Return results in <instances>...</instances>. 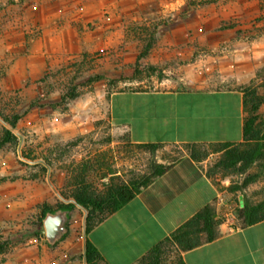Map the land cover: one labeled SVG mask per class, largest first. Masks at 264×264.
I'll return each mask as SVG.
<instances>
[{
    "label": "crops",
    "instance_id": "0c3cea01",
    "mask_svg": "<svg viewBox=\"0 0 264 264\" xmlns=\"http://www.w3.org/2000/svg\"><path fill=\"white\" fill-rule=\"evenodd\" d=\"M62 5L63 11L59 6L53 15L43 8L47 13L45 18L42 13L43 17L33 15L31 28L34 25L42 30L35 36L26 39L24 32H16L5 37L2 52L14 58L0 78V91L36 90V84L58 57L98 53L104 51L105 46L110 47L108 25L115 20L103 16L101 10L116 8V3L69 0ZM122 5L120 3V9L124 11L126 6L122 8ZM60 19L66 21L68 29L57 26L47 31L48 26ZM196 19L172 17L168 26L158 29L155 51L143 60L144 64L159 67L177 65V76H165L162 81L142 89L110 93L104 82L93 96L92 114L85 113L82 98L77 99V105L84 108L77 113H82L84 118L90 116L94 121L107 117L112 127L126 131L134 145L159 144L183 150V146L193 144L229 145L228 149L243 144L244 90L259 86L264 95V76L257 75L264 69V41L254 38L253 43L243 44L230 37L216 41L203 38L200 45L207 49L198 55ZM199 21L210 24L209 20ZM219 45L221 48L215 49ZM118 71L114 65L107 70L106 77L117 79L120 77ZM261 113L264 119V103ZM158 163L169 164L170 161ZM207 163L208 160H193L184 150L167 172L98 223L87 238L104 261L135 264L205 207L215 210L218 194L227 192L238 198L242 228L227 232L219 225L217 239L181 253L184 263L264 264V219L249 223L246 216L252 207L264 203V176L235 192L231 186L242 180L235 178L237 181H233L227 177L220 183L208 174ZM4 193L3 187L1 201H4ZM5 205L7 203L0 204ZM85 240L83 230L78 236L73 234L54 245L30 244L27 259L22 252L14 253L6 259L0 257V264H86Z\"/></svg>",
    "mask_w": 264,
    "mask_h": 264
},
{
    "label": "rangeland",
    "instance_id": "374dc122",
    "mask_svg": "<svg viewBox=\"0 0 264 264\" xmlns=\"http://www.w3.org/2000/svg\"><path fill=\"white\" fill-rule=\"evenodd\" d=\"M66 1L69 0H0V78L14 58L2 52L5 37L16 32H24L26 39L35 36L42 30L34 25L31 28L33 15L42 13L45 18L43 8L52 15L59 6L63 11L62 4ZM104 1L117 5L101 10L103 16L115 20L108 25L110 47L105 46L98 53L58 57L38 81L36 90L0 91V108H4L5 116L8 119L16 114L21 116L12 130L17 144L0 150V189H5L0 204L7 203L0 206L2 258L22 252L27 259L30 244L47 243L42 226L45 206L58 209L60 204L74 203L71 195L79 183L85 182L96 193L105 194L112 182L141 179L150 173L152 165L178 156L182 149L175 146L161 147L152 154L149 149L132 144L126 131L112 127L107 117L94 121L77 113L85 107V113L92 114L93 96L104 82L109 92L142 89L165 76H177V65L159 67L143 61L155 51L158 29L168 26L172 17L197 18L198 55L207 49L200 45L203 38L216 41L230 37L243 44L253 43L254 38L264 41V0H160L158 6L159 0ZM120 3L122 8L126 6L124 11ZM203 19L210 24L199 21ZM65 23L60 19L48 26L47 31L57 26L68 29ZM219 46L215 49H220ZM144 51L145 57L139 58ZM114 65L120 70L117 72L120 77L109 79L106 72ZM108 79L119 82L110 87ZM73 94L75 97H71ZM78 98L85 100L84 107L77 105ZM1 126L9 127L0 118ZM207 149V170H215L212 174L215 180L220 182L227 177L243 180L248 174L218 172L216 167L224 152H216L222 149L218 145H209ZM85 217L86 210L78 206L72 210L67 221L68 234L63 240L82 233ZM177 254V247H167L170 264H177Z\"/></svg>",
    "mask_w": 264,
    "mask_h": 264
},
{
    "label": "trees",
    "instance_id": "16d2710c",
    "mask_svg": "<svg viewBox=\"0 0 264 264\" xmlns=\"http://www.w3.org/2000/svg\"><path fill=\"white\" fill-rule=\"evenodd\" d=\"M147 51L140 53L139 58L145 57ZM257 75L264 76V69L260 70ZM119 80H109L108 86L112 87ZM124 89L114 90L121 91ZM245 124L244 135L245 142L241 145L234 146L228 149L229 145L216 144L223 150L224 156L217 164L216 170L230 171L234 174L243 175L249 173L242 182L231 186L232 191H240L250 183L261 180L264 176V119L261 113V108L264 103V95L259 86L251 90L245 89ZM112 92L109 90V93ZM71 97H75L73 94ZM0 108V118L9 126L0 127V150L7 147L15 146L18 138L12 132L16 128L20 119V115L16 114L12 119H8L3 110ZM212 146L214 144H211ZM215 145V146H216ZM147 148L153 154L156 150L163 147L159 144L139 145ZM209 145H185L183 150L178 151V156L173 157L169 164L156 163L152 165L149 174L143 176L141 179H130L127 183L112 182L105 194H98L90 188L85 182L79 183L73 188L72 199L74 203L60 204L58 209L66 210L68 220L70 213L75 207H80L86 210V217L84 223L85 251L84 257L86 264H107L102 258L98 249L87 238L90 231L100 222H102L108 215L119 210L127 202L132 200L139 191L151 184L159 176L167 172L172 165L183 155L184 150L189 153L191 158L197 162L206 159L209 154L207 149ZM215 170L208 171L212 176ZM50 206H45L43 216L49 212L54 213L56 210ZM248 211V208H246ZM247 220L249 223H256L264 219V203L260 202L250 209ZM242 220V217H241ZM242 224V223H241ZM43 226V225H42ZM41 226V231L43 227ZM68 227V222L66 223ZM219 223L214 216V209L205 207L203 210L195 214L191 219L184 223L178 230L173 232L170 237L166 238L159 244L155 245L149 252L139 258L135 264H170L167 260L166 249L170 246L177 247V264H185L181 256L182 252L189 251L200 245L210 243L219 237L217 227ZM68 232L61 240L67 237ZM60 240V241H61Z\"/></svg>",
    "mask_w": 264,
    "mask_h": 264
},
{
    "label": "built area",
    "instance_id": "2783aa9c",
    "mask_svg": "<svg viewBox=\"0 0 264 264\" xmlns=\"http://www.w3.org/2000/svg\"><path fill=\"white\" fill-rule=\"evenodd\" d=\"M214 216L219 225L227 232L242 228L240 207L235 194L220 192L216 199Z\"/></svg>",
    "mask_w": 264,
    "mask_h": 264
},
{
    "label": "water",
    "instance_id": "95a60500",
    "mask_svg": "<svg viewBox=\"0 0 264 264\" xmlns=\"http://www.w3.org/2000/svg\"><path fill=\"white\" fill-rule=\"evenodd\" d=\"M68 214L66 210L58 209L54 213L49 212L43 219L46 241L54 245L68 232L66 226Z\"/></svg>",
    "mask_w": 264,
    "mask_h": 264
}]
</instances>
